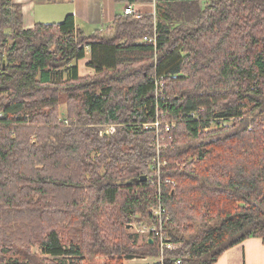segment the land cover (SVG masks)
Instances as JSON below:
<instances>
[{
  "label": "trees",
  "instance_id": "trees-1",
  "mask_svg": "<svg viewBox=\"0 0 264 264\" xmlns=\"http://www.w3.org/2000/svg\"><path fill=\"white\" fill-rule=\"evenodd\" d=\"M23 23L0 0V264H216L264 243V0H156V21L121 13L91 33L72 14ZM158 111L175 121L160 133L176 186L160 190L144 126ZM160 198L180 244L163 251L133 230Z\"/></svg>",
  "mask_w": 264,
  "mask_h": 264
},
{
  "label": "crops",
  "instance_id": "crops-1",
  "mask_svg": "<svg viewBox=\"0 0 264 264\" xmlns=\"http://www.w3.org/2000/svg\"><path fill=\"white\" fill-rule=\"evenodd\" d=\"M13 1L22 7L25 29L34 28L36 23L61 22L66 16L72 14L75 18L76 27L83 29L86 33H91L97 28L112 23L117 14L123 13L125 6V3H120L116 0ZM138 8L144 13L153 12L151 3L140 4ZM89 60L90 56L88 55L79 61V70L82 76L95 74V70L87 65ZM153 259L152 257L126 259L125 262H135L137 260L154 263ZM216 264H264L263 240L256 236H250L226 250Z\"/></svg>",
  "mask_w": 264,
  "mask_h": 264
},
{
  "label": "built area",
  "instance_id": "built-area-1",
  "mask_svg": "<svg viewBox=\"0 0 264 264\" xmlns=\"http://www.w3.org/2000/svg\"><path fill=\"white\" fill-rule=\"evenodd\" d=\"M153 8V15H154V21H156V0H151L150 2ZM143 3H137V2H128L125 3L123 13L125 14H136L137 11H140L138 6ZM140 17V15H137ZM145 40H149L150 42L155 43V38H148L145 37ZM65 124H69L68 119H65ZM146 128H154L156 130V147H157V156L154 159L153 166L151 167V176H150V182L153 183L156 187L161 189L163 182L169 185H172L173 187L176 186V182L167 179L165 181H162V168L167 164L166 161H163L161 158V148L163 147L162 141L163 137L160 133L161 127L165 131H170L173 127H175V121H170L168 119H164L163 114H161L159 111L157 112V118L152 123H146L144 124ZM117 126L116 125H108L105 129L100 131V135H108L112 134L116 131ZM160 194V193H159ZM153 217L155 219L154 223H148L143 226H134L135 231L143 238V239H150L154 238L158 241L161 251H163L165 248H177L179 244L172 243L166 234V225L170 219V215L161 202V198L159 199V203L157 206L152 208ZM35 253H40L41 250L39 247H36L34 249ZM136 259V258H134ZM163 258H160L162 261ZM177 263H180V261H177Z\"/></svg>",
  "mask_w": 264,
  "mask_h": 264
},
{
  "label": "rangeland",
  "instance_id": "rangeland-1",
  "mask_svg": "<svg viewBox=\"0 0 264 264\" xmlns=\"http://www.w3.org/2000/svg\"><path fill=\"white\" fill-rule=\"evenodd\" d=\"M62 98H63V100L65 99V94L63 93V95H62ZM66 109V107H65V105H62L61 106V110L62 111H64ZM229 124H231V122H228ZM262 124H263V126H264V120H262ZM133 230H135V229H133ZM178 246H180V244L178 245ZM147 258V257H146ZM137 259H139V258H137ZM143 259H145V258H143ZM154 260V263H156V259H153ZM152 260V261H153ZM153 263V262H152ZM152 263H146V262H144V261H137V260H135V262H128V263H126L125 261H124V264H152ZM153 263V264H154Z\"/></svg>",
  "mask_w": 264,
  "mask_h": 264
},
{
  "label": "water",
  "instance_id": "water-1",
  "mask_svg": "<svg viewBox=\"0 0 264 264\" xmlns=\"http://www.w3.org/2000/svg\"><path fill=\"white\" fill-rule=\"evenodd\" d=\"M140 179H141V181H146L147 180V175L142 176ZM128 227H132L133 228V225L132 226L129 225ZM149 240H150V242H153L154 239L150 238ZM134 258H137V257H135L134 255H129V256L126 257V259H128V260L134 259Z\"/></svg>",
  "mask_w": 264,
  "mask_h": 264
},
{
  "label": "bare ground",
  "instance_id": "bare-ground-1",
  "mask_svg": "<svg viewBox=\"0 0 264 264\" xmlns=\"http://www.w3.org/2000/svg\"><path fill=\"white\" fill-rule=\"evenodd\" d=\"M129 1V0H128ZM138 20V19H137ZM91 78V77H90ZM73 81H75V80H73ZM76 82V81H75ZM96 85V84H95ZM170 85V84H169ZM171 85H172V83H171ZM88 86V85H87ZM98 86V85H97ZM95 87V86H94ZM169 87V86H168ZM174 88V87H173ZM85 89H86V87H85ZM172 92V91H171ZM64 93V92H63ZM165 95V94H164ZM217 121V120H216ZM204 133V132H203ZM100 157V156H99ZM172 237V236H171ZM154 246V245H153ZM139 253V252H138ZM158 255V254H157Z\"/></svg>",
  "mask_w": 264,
  "mask_h": 264
}]
</instances>
